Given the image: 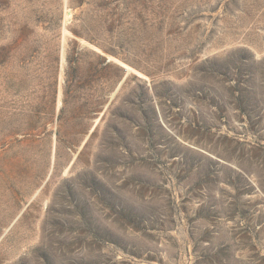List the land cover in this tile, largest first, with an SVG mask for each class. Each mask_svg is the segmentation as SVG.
I'll return each instance as SVG.
<instances>
[{
	"label": "rangeland",
	"instance_id": "obj_1",
	"mask_svg": "<svg viewBox=\"0 0 264 264\" xmlns=\"http://www.w3.org/2000/svg\"><path fill=\"white\" fill-rule=\"evenodd\" d=\"M0 264H264V0H0Z\"/></svg>",
	"mask_w": 264,
	"mask_h": 264
},
{
	"label": "trees",
	"instance_id": "obj_2",
	"mask_svg": "<svg viewBox=\"0 0 264 264\" xmlns=\"http://www.w3.org/2000/svg\"><path fill=\"white\" fill-rule=\"evenodd\" d=\"M71 59H72V57L70 58V56H66V62L69 64L70 62H71ZM56 61H57V59H56Z\"/></svg>",
	"mask_w": 264,
	"mask_h": 264
}]
</instances>
